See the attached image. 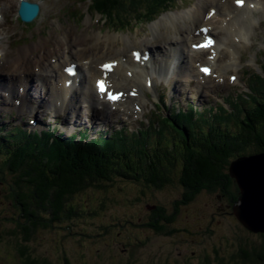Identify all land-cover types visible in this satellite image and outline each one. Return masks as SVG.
Wrapping results in <instances>:
<instances>
[{
	"label": "trees",
	"instance_id": "1",
	"mask_svg": "<svg viewBox=\"0 0 264 264\" xmlns=\"http://www.w3.org/2000/svg\"><path fill=\"white\" fill-rule=\"evenodd\" d=\"M164 2L98 0L95 8L117 19L128 7L154 8ZM231 116L211 123L163 120L148 131L142 129L132 140L120 135L106 143L89 145L56 140L48 147V143L37 138H0V185L9 187L0 199L17 211L16 218L7 219L10 223L0 225V252L6 253L0 259L10 255L14 264H51L33 256L32 238L42 230L57 228L55 224L60 225L64 219L78 216L72 200L81 193L97 187L104 189L117 180L143 183L154 192L172 185V174L177 171L178 183L189 202L204 187L223 183L232 186L231 163L240 157L264 153V98ZM7 174L12 182H7ZM164 213L162 206L133 225L142 231L149 227L161 233L166 228L163 222L174 220L177 215L166 217ZM250 233L259 235L261 241L242 244L231 262L217 256L215 264H264V233ZM197 264L211 263L207 259Z\"/></svg>",
	"mask_w": 264,
	"mask_h": 264
},
{
	"label": "rangeland",
	"instance_id": "2",
	"mask_svg": "<svg viewBox=\"0 0 264 264\" xmlns=\"http://www.w3.org/2000/svg\"><path fill=\"white\" fill-rule=\"evenodd\" d=\"M202 1L207 2H196L201 6ZM187 10L193 9L184 11ZM184 14L178 12L180 17ZM72 26L70 29L64 25L56 33L50 29L52 37L57 39L69 32L67 34L74 35L79 42L84 36H89V44L102 45L106 41L103 37L108 32L101 35L100 43L96 37L101 30H105V25L80 32L76 28L82 27L81 22ZM146 34L136 32L133 35L139 42ZM181 34L186 35L184 31ZM40 39L36 43L46 42V45L44 48L33 47L36 50H32L33 55L52 46L51 42ZM124 45L120 43L117 49H122ZM81 115L84 117V112ZM172 175L175 180L172 185L154 192L143 183L117 180L104 189L97 187L81 193L72 200V204H75L79 214L85 209V214L80 218L64 219L60 225L55 224L57 228L37 233L30 242L33 256L51 264H197L207 259L215 264L217 256L231 262V257L240 251L242 244L254 245L261 241L259 235L250 233L235 216L234 206L239 202L241 191L233 178L230 177L232 186L223 183L204 187L189 202L185 201V192L178 183L179 172ZM6 178L7 182H12L10 174ZM8 188L6 184L0 185V196L3 193L6 195ZM162 206L165 207L166 217H174L173 214L178 212L174 220L163 222L166 228L161 233L149 227L142 231L133 225L149 218ZM16 214L11 204L0 199V225L10 223L7 219L16 218ZM3 254L6 253L0 252L1 256ZM13 261L9 255L0 264H13Z\"/></svg>",
	"mask_w": 264,
	"mask_h": 264
},
{
	"label": "bare ground",
	"instance_id": "3",
	"mask_svg": "<svg viewBox=\"0 0 264 264\" xmlns=\"http://www.w3.org/2000/svg\"><path fill=\"white\" fill-rule=\"evenodd\" d=\"M217 1H221V0H216L215 1V3H217ZM220 2H218L217 4H219ZM205 9V7H200L199 8V10H197L196 11V13H192L191 15H190V17H188V18H186V19H188V20H186L185 18L180 22H178V23H174V22H172V21H170V20H172V15H170V20H168V17H165L164 18V21L165 20H168L166 23H168V25H165L164 27H162L161 28V23H162V25H164V24H166V23H164V21H161L160 23L159 22H155V23H153V25L151 26V31H152V37L154 38V39H156V37L157 38H162V36H163V38H164V41L162 42V44L163 45H165V44H168V43H170V44H172V43H177L178 42V35L180 34V32L181 31H184V32H186V33H188V32H190V30H192V28H193V26H194V28H198L200 25H202L203 24V17H202V14H203V11H205L204 10ZM243 13V20L245 19V18H247L244 22L247 24V25H249V17H248V14H244V11L242 12ZM240 16H233V17H227L225 20H228L229 19V22H228V24H227V26H223V25H221V31H223V33H224V35H225V38L226 37H228L229 38V40L233 43V44H235V43H238V33H239V29L241 28V26L239 25L240 24V21H241V19H239L238 20V18H239ZM184 23V24H183ZM212 24H219V22H218V19L216 18H214L213 19V21L211 22ZM216 24H215V26H216ZM162 29H164L165 30V34L167 35V37L164 35V34H162L161 35V30ZM175 29V31H177L176 33H178V35H177V37L175 38L174 37V32H172V33H170V34H168L167 32L168 31H172V30H174ZM217 31V30H216ZM175 33V34H176ZM191 34H193V33H191ZM189 35H187L186 37L184 36V38L185 39H187V37H188ZM219 38H221V40L222 41H224V37H222V35L220 34V36H218ZM117 37L116 36H110V38H109V42H112V41H116V42H118V40L116 39ZM101 38H99L98 37V40H100ZM178 39V40H177ZM180 39H182V40H184L181 36H180ZM127 40V39H126ZM191 40H193V37H191V38H189V40H188V42L189 41H191ZM124 41V40H123ZM57 44H59V45H61L60 47L61 48H59L57 45H56V53H58L59 55L60 54H62L64 51H67L66 52V59H65V61H67L68 59H69V57L70 58H72V57H74L75 55L71 52V49H70V47L68 46V42H69V40H68V37L67 36H63L62 38H58L57 39ZM63 42H66V45L64 44L63 45ZM184 43H186V41L184 40ZM131 44H133V45H135V43L133 42V43H131ZM163 45H161V46H158V45H155L154 47L156 48V49H159L160 47H162ZM132 48V47H131ZM130 48V49H131ZM126 49H128V46H126L124 49H123V52H124V50H126ZM163 50L166 52V50L164 49V46H163ZM112 51H114V50H112ZM116 52V51H115ZM105 53H107V51L105 50ZM117 53V52H116ZM115 53V54H116ZM167 54H169L168 52H166ZM110 54V53H109ZM51 55V53H50V51H48L47 52V56L49 57ZM188 55H189V61L191 62H193L194 60H195V58H198L199 57V55H200V53H193L192 51H190L189 53H188ZM114 56H116V55H114ZM87 58V57H86ZM85 58V59H86ZM46 58H45V56H43V58H41V59H39V60H37V59H35V60H33V61H31L28 65H24V63L23 64H20L19 62H18V60H16V61H8V62H6V61H3V63H5V64H2V65H0V77H2L3 75H9V77H11V80L10 81H7V82H2V81H0V86H3V88L4 89H6V91L5 92H7L8 90V88H14V86L15 85H23V84H30V82H32V81H29V80H27L26 78L25 79H23V78H21V77H18V75L17 74H19V71H20V73H23V72H27V74H29V75H34V69L35 68H33V66L34 67H41V66H43L44 65V60H45ZM53 59V58H52ZM64 61V62H65ZM94 62H96V61H93V63ZM50 66V63H46V67H49ZM65 66V65H64ZM63 66V67H64ZM53 69H60L61 70V66L59 67V65H55V66H51ZM84 67H86V66H84ZM217 67L219 68V69H223V63L222 62H220V63H217ZM229 69V68H228ZM191 71L193 72V73H195L196 71H197V69L195 68V67H192L191 68ZM44 72V74H45V76H44V78H45V83L42 85V87H39V86H36V90H41V89H43L44 90V92H46V91H48V90H50L51 91V96H49L48 95V93H47V95L46 96H49V100H52V99H54L53 97L54 96H56L57 95V87L55 86V83H54V77H49L47 74H46V71L44 70L43 71ZM84 83H86V81H84ZM31 85V84H30ZM88 85V84H87ZM7 87V88H6ZM87 88L89 89L88 91V100H89V104H98L99 103V100L98 99H96V97L94 96V90H93V88H92V86H87ZM10 91V90H9ZM12 92V91H11ZM0 98H2L1 96H0ZM85 99V98H84ZM26 108H29V106H26V103L24 104V106L23 107H21V109H20V111L21 112H23ZM28 111V110H27ZM77 122H79V120H77Z\"/></svg>",
	"mask_w": 264,
	"mask_h": 264
},
{
	"label": "water",
	"instance_id": "4",
	"mask_svg": "<svg viewBox=\"0 0 264 264\" xmlns=\"http://www.w3.org/2000/svg\"><path fill=\"white\" fill-rule=\"evenodd\" d=\"M36 14V7L22 10L26 22L32 21ZM229 174L241 191L239 202L234 206L236 218L249 231L264 233V153L236 159L231 163Z\"/></svg>",
	"mask_w": 264,
	"mask_h": 264
},
{
	"label": "snow or ice",
	"instance_id": "5",
	"mask_svg": "<svg viewBox=\"0 0 264 264\" xmlns=\"http://www.w3.org/2000/svg\"><path fill=\"white\" fill-rule=\"evenodd\" d=\"M241 2V0H238V3ZM210 43V42H209ZM205 47H207V45H205ZM106 68H110V66H105ZM207 71V70H205ZM70 74H71V70H69ZM100 91L101 93H103L105 91L104 85L103 83H101L99 85ZM121 97L119 95H113L111 93L108 94V99L111 101H118Z\"/></svg>",
	"mask_w": 264,
	"mask_h": 264
}]
</instances>
